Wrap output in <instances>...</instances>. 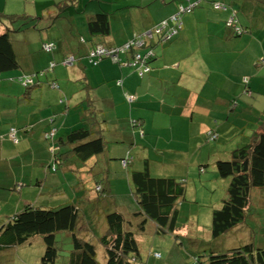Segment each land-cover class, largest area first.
<instances>
[{
	"label": "crops",
	"instance_id": "obj_1",
	"mask_svg": "<svg viewBox=\"0 0 264 264\" xmlns=\"http://www.w3.org/2000/svg\"><path fill=\"white\" fill-rule=\"evenodd\" d=\"M194 1L197 0H191ZM187 3L186 0H0V15L27 16L31 21L28 29L12 34L20 65L14 75L18 78L37 75L33 78L36 82L33 96H30L31 90L24 96L5 94L15 85L8 81L0 88V177L6 175L12 182L8 186L5 184L7 179H0V205L2 198L11 193L14 197L9 205L15 213L31 204L21 193V181L34 177L41 180L40 167H46L48 160L53 161L47 166L51 170L48 174H54V167L60 163V153V169L77 172L79 181L97 174V169L91 173L81 159L73 163L69 136L79 127L93 129L95 136H103L106 153L92 158L91 162L109 169V183L110 174H115L116 180L120 179L123 184L126 182V191L132 174L130 167L138 171L148 169L154 177L157 164L164 170L180 171L184 162L169 159L162 149L151 146L158 150L153 162L144 152H136L137 146H141L142 151L150 150L153 133L164 125H168V130L173 133L184 127L186 132L184 129L183 132L191 135V146L197 149H204L200 145L210 130L218 133V141L223 133H231V139L234 138L231 146H240L235 137L245 132H239L242 129L238 132L225 130L226 124L238 112L264 117V7L251 0H229L230 9L216 11L212 1H201L193 12L183 16L184 27L177 37L157 44L153 68L144 76L129 65L131 54H122L120 65L104 60L92 66L87 60L94 47L122 45L136 34H145L162 21L169 20L180 5ZM232 9L239 11L238 19L249 28V33L235 37L227 29L226 22ZM102 13L109 17L110 34L93 36L89 22ZM5 25L0 23V35L11 26ZM45 42L54 43L57 50L50 54L39 51ZM69 56L78 59L72 68L62 64ZM51 63L56 64L52 71L49 70ZM57 64L61 65L59 74L51 75ZM39 72L43 75H38ZM51 83L57 84L59 90L48 92ZM248 89L253 92L251 99L247 97ZM129 97L134 101L130 102ZM256 126L248 127V134H253ZM11 130L17 132L18 144L9 137ZM209 149L208 158L202 159L201 170H205L209 162L228 158L233 152L224 149L217 154L215 145ZM127 156L132 162L125 168L118 160ZM184 157H187L186 153ZM31 168L36 170L35 174L30 172ZM17 171L22 174L17 175ZM45 177L47 181V175ZM50 181L58 182L52 178ZM77 191L85 189L80 185ZM36 201L41 202V195ZM253 204L251 217L264 210V190L253 192ZM124 207L119 211L130 216L133 211L128 212ZM257 218L256 215L254 219L257 221ZM83 228L87 237L96 235L94 223ZM87 237H84L87 241L92 240L91 236ZM223 243L229 248L239 241L233 243L229 238ZM149 257L156 261L151 253Z\"/></svg>",
	"mask_w": 264,
	"mask_h": 264
},
{
	"label": "trees",
	"instance_id": "obj_2",
	"mask_svg": "<svg viewBox=\"0 0 264 264\" xmlns=\"http://www.w3.org/2000/svg\"><path fill=\"white\" fill-rule=\"evenodd\" d=\"M179 1L182 2L183 0ZM209 1L214 3L216 0ZM251 1L264 7V0ZM186 2L188 1L186 0ZM189 5L190 3L188 2L184 6ZM225 6L230 9L228 5ZM238 12L232 9L226 22L227 29L235 37H241L250 31L249 28L244 27L240 23ZM0 23L11 25L10 27L7 26L5 33L0 35V88H2L4 83L9 81V79L5 80L7 78L6 75L17 70L20 66L19 58L13 47L12 34L14 31L28 29L31 21H29L27 16L20 17L4 14L0 15ZM15 24H19V26L17 28L14 27ZM172 26L171 23L170 27L174 28ZM110 28L109 17L105 13L95 16L89 22V30L93 36L97 34L104 37L108 36ZM169 31L170 28L165 31L164 36L162 34L158 35L153 31L155 34L153 40L144 41L148 53L143 58L149 52L154 55L146 60L148 66H145L150 68L149 72H151L152 64L156 58L155 48L157 44L171 41L174 38L172 36L166 39ZM44 44L41 47L42 50L50 54L51 52H46L43 49ZM124 44L114 47L103 46V48L107 50L119 49L124 47ZM98 47H94L88 54L87 60L90 65L97 66L104 60L121 64L120 57L122 54H119V58L116 61L111 57L92 58L91 53L96 51ZM125 54H131L129 65L134 69H138L139 65H132L134 61V58H132L133 51L130 52L129 50L123 53V55ZM149 72L145 74H149ZM38 75L43 74L39 72ZM34 76L36 79L37 75L29 77L33 79ZM2 77H5V79L3 80ZM35 79H33V83L25 82V78L20 80L17 77L14 80L15 82L18 81L17 83H20L19 85L28 92L36 85ZM11 83H13V80H11ZM247 97L249 99L253 97V92L250 89H248ZM65 101L64 99L62 103L64 104ZM256 121L258 124L256 131L250 137V143L243 146L240 145L228 158H222L216 162L219 178L228 180L229 185L227 195L222 201L220 208L213 212L211 231L207 234L210 239L198 241V250L202 243L204 245L208 244V249L204 248L200 253L192 250V257L195 258L196 264H203L204 261L206 264H264V227L256 228L257 232L262 234H257L255 237L253 235L254 229L249 226L251 225L252 216L250 209L254 205L253 192L264 190V117L256 118ZM135 126L138 127L136 124ZM92 131L93 129L79 127L70 134L69 146L74 158L73 163L81 159L88 165L91 173L94 169H97L98 173L93 175L92 179L95 180L97 189L94 188V191L101 198L105 191L104 189L107 188V184L109 186L107 189H110V183L107 180L109 169L100 163H92L91 159L105 155L106 141L103 136H95L94 131ZM11 132L9 137H11ZM218 137V133L214 130L208 132V140L210 142H217L219 140ZM13 143L18 144L19 139L18 142L13 141ZM60 154H58V157ZM61 157L59 158L60 163L53 169L54 174L60 170L62 165ZM129 160L121 159L122 164V161H126L127 166L125 168L131 165V162L128 163ZM86 181L87 183L89 182L88 180ZM186 184L187 182L184 180L154 177L148 169L132 171L128 191L134 197L139 210L128 217L117 210L105 215L108 232L100 238V243L105 249L102 262L98 260L99 254L95 245L97 242L92 243L84 238L85 231L83 226H89L90 222H86L88 220L85 219L84 210L78 202L58 209L37 208L35 205L28 204L21 211L11 214L4 223L0 222V255L5 251L27 244L33 237L42 236L45 244V254L41 264H144L141 257L140 243L136 238V232L133 231L134 228H136L135 230L138 233L144 234L147 225L152 222L155 224L158 234H176L179 231V203L185 198ZM80 185L81 181L75 186L74 192ZM81 189L87 191L86 187L83 188L82 185ZM78 199L80 200L81 197H78ZM84 199L85 202H89V199ZM256 215L258 216V214ZM135 220L138 222L135 223ZM257 220V223H259V216ZM244 224H249L248 228L250 230V236L246 243H243L245 240L242 239V243L239 241L240 244L233 245V248H225L223 243L227 240L225 235ZM60 234L65 235L63 240L68 241V246L71 245V248H67L65 244L57 241L56 237ZM177 237L181 238L182 236ZM257 237H260V239ZM189 255L185 253L186 260H188ZM154 257H156L155 259H161V254L156 253Z\"/></svg>",
	"mask_w": 264,
	"mask_h": 264
},
{
	"label": "rangeland",
	"instance_id": "obj_3",
	"mask_svg": "<svg viewBox=\"0 0 264 264\" xmlns=\"http://www.w3.org/2000/svg\"><path fill=\"white\" fill-rule=\"evenodd\" d=\"M190 5L179 6L178 11L171 17L176 18L178 21V26L180 28L178 29V33L174 36L177 37L180 34V31L183 30L184 23H183V16H185L187 13L193 12L195 7L199 5L201 1L205 0H197L194 2H191V0H187ZM224 1L225 5H228L229 0H222ZM241 2V0H237ZM237 3V2H236ZM213 4V8L216 11H226V6L218 1H215ZM191 7V8H190ZM190 8V12L187 11V9ZM181 10V12H180ZM171 18L166 21H162L152 29L151 31L148 30V32L145 34H136L133 38L129 39L127 43L124 44V46H128L130 52L133 51V56H141L143 58L144 55L148 53L146 50V44H143L140 48H135V44L144 37L147 42L153 40L154 38V32L156 29H159L161 26H163L165 23H168L171 21ZM168 21V22H167ZM231 22V21H230ZM15 24L14 27H16ZM177 26V25H176ZM177 26V27H178ZM173 27V26H172ZM147 34H152L153 38L148 39L146 38ZM159 35V34H158ZM163 36V34H162ZM53 44L55 48L53 47ZM47 45V47H52L51 51L46 52H55L57 50V46L54 43H45L44 46ZM103 47V46H99ZM38 49V47H36ZM44 49V47H43ZM39 51H43L40 47ZM44 52V51H43ZM156 56V55H155ZM78 59L74 56L67 57L62 64L66 67H73L75 66ZM115 61V60H114ZM143 62V61H142ZM56 66L55 63L50 64V71L53 70V68ZM61 65L57 64L56 70L54 76H57L58 70H60ZM137 73L140 75V68L135 69ZM15 71H12L8 73V77L3 80L9 79L8 83H11V80H13L12 84L13 88H8V90L5 91V94L8 92L10 96H24L26 94V89L23 88L20 83L15 82L14 79H17V76H15ZM136 73V74H137ZM140 75V76H144ZM138 76V74H137ZM35 77V76H34ZM25 78V82L30 81L33 83V79L29 76H23L19 78L20 80ZM5 82V81H4ZM15 82V83H14ZM121 85V82L118 83V86ZM48 92L53 93L56 90H59V86L57 84H52L51 87H47ZM54 88L55 90L51 89ZM30 96H33L34 90L30 91ZM129 101L133 102V97H129ZM259 111H263L264 107L262 109L258 108ZM128 111L130 109H127ZM134 109V113L135 114ZM264 113V112H263ZM253 123V124H252ZM256 116L254 113L247 114V112L240 113L238 112L236 117H233L228 124H226L225 130H235V132H245L243 135H238L235 137V139L238 138V143L240 145H247L250 143V137L252 134L249 133V128H253L255 125H257ZM183 129L186 132V129L183 127L180 130H176V133H173L172 131L168 130V125L162 126L161 130H157V132L153 133L152 136V144L149 145L150 150H141V146H137L139 148H136L137 153L144 152L149 160L153 162V158L155 156V152H158V150H155L151 146L157 147L159 149H162L165 151V154L169 157V159H177V162H184L182 165H180V171L171 172V169L164 170L160 165H155V177H163V178H176V179H182V177L185 178L184 181L187 182L186 184V195L184 200H181L179 203V218H178V228L179 231L176 234H158L155 229L154 223H149L150 225H147L146 232L144 234H140L135 230L136 232V238L140 243L141 247V257H143V263L144 264H196L195 258L192 257V250L198 251L200 253L201 250H204V248L208 249V244L199 246V250L197 248L198 241L199 240H206L210 239L208 238L207 234L211 231V225H212V215L214 210L219 209L221 206L222 201L225 199L227 195V189L229 185L228 180H224L219 178L217 169H216V162L217 160L209 162L207 165H205V170L201 171L202 159H207L208 154L210 153V147L211 145H215L216 153L218 154L219 151L224 149H230V151H234L237 149L236 147L231 146L232 142L234 140L231 139L232 135L230 134H222L221 140L217 142H210L208 140V136L204 135L202 141V144L200 146H203L204 149H197L196 147L191 146V135L183 132ZM224 130V132H226ZM171 132V134H170ZM231 132V131H229ZM16 131L12 130L11 132V138L12 141L18 142V138L16 136ZM52 134V133H51ZM248 134V135H247ZM54 135V133H53ZM245 135V136H244ZM227 136V137H226ZM149 137V136H148ZM231 139V140H230ZM202 150V151H201ZM175 151H178L174 153ZM184 153L187 154V157H184ZM176 154L177 156H175ZM142 155V154H140ZM142 155V156H146ZM150 155V156H149ZM60 157H58L59 159ZM51 159V158H50ZM125 159H131L130 157H127ZM143 159V158H142ZM121 162V160H118ZM123 166L126 167V161H122ZM132 162V160H129L128 163ZM53 164V161L48 160L46 163L47 166ZM139 165L142 164V162H138ZM58 165V164H57ZM176 165H179L176 163ZM46 167H40L41 168V180L37 179H28V180H22L21 185L22 187V194L25 195V200H29L32 205H35L37 208L43 207L47 209L51 208H60L65 205L73 204L78 202V204L83 208L84 210V216L85 219L88 220L86 222H91L92 224H95V233L96 235L93 237L92 234L90 235L92 238L87 237L88 233L85 232L84 235L87 238H90L92 243L98 241V238L105 235L108 229L105 228L106 221H105V215L108 213H111L113 211H119V208L122 206H125L124 208L127 209L128 212L133 211L132 213L138 211L137 203L132 196L131 192L126 191L127 189V183L123 184V181H121L115 174H110L109 180L111 184V191H109V186L107 184V188H105L102 197L99 198L98 195H96V192L94 191L95 186V180L91 178L88 179V183L86 181V178H83V182L81 181V185L86 187L87 191H81L78 192L76 189V185L79 182L80 175L77 172L70 171L66 172L62 169L58 170L56 174L49 173L48 171H51ZM131 172L134 171L133 167H130ZM187 170H189L190 173L187 174ZM30 172L32 174L36 173V170L34 168L30 169ZM17 175L22 174L21 171H17ZM190 174V176H189ZM47 175L48 180L46 181ZM102 176V174H100ZM187 176L189 178H187ZM218 176L217 181L215 180V177ZM50 178L57 179L58 182H51ZM0 179H7V182H5L6 185H11V181L8 180V177L6 175H3L0 177ZM37 181L40 182L39 185H37ZM20 183V182H19ZM6 185L3 186L4 189H6ZM126 188V189H125ZM97 190V189H96ZM108 190V191H107ZM36 192V195L34 193ZM111 192V193H110ZM20 193V192H19ZM14 194L6 195L5 198H2V204L0 205V222L4 223L7 220V217H9L11 214L14 213L15 210L12 211L11 205H9L10 199H12ZM38 195H41V202L38 203L36 201ZM89 199V202H85V199ZM77 197V198H76ZM78 197H81L79 200ZM41 204H44L45 206H41ZM82 215V212H81ZM132 215V214H131ZM258 216L260 217L259 223L254 219V217H251V225L254 229V236L262 234L261 232H257L256 228L264 227V210H259ZM262 230V229H261ZM256 233V234H255ZM230 234V235H229ZM65 235L60 234L57 235V241H60L61 243L65 244L67 248H71L72 246H68V241L63 240ZM177 236H182L181 238ZM227 239L231 238L233 243L240 241L242 243V239L245 240L246 243L247 239H249L250 236V230L247 226V224L242 225L237 230H234L227 235H225ZM260 239V237H257ZM191 240V241H190ZM203 242V241H202ZM239 243V244H240ZM97 253L99 254L98 260L103 261L104 257V248L102 247L100 241H98L96 244ZM205 246V247H204ZM228 246V245H226ZM238 246V245H237ZM229 248H233L228 246ZM65 249V248H64ZM66 251V249H65ZM152 254L153 258L156 253L161 254V259H153L151 260L149 255ZM185 253L190 254L188 260L186 258L182 260V258L185 256ZM202 253V252H201ZM45 254V244L43 243L42 236L33 237L27 244L23 246H19L14 248L10 251H5L3 254L0 255V264H41V260ZM183 256V257H182ZM186 260V261H185ZM185 261V262H184ZM204 261V260H203ZM203 264H206L204 261Z\"/></svg>",
	"mask_w": 264,
	"mask_h": 264
},
{
	"label": "built area",
	"instance_id": "obj_4",
	"mask_svg": "<svg viewBox=\"0 0 264 264\" xmlns=\"http://www.w3.org/2000/svg\"><path fill=\"white\" fill-rule=\"evenodd\" d=\"M190 8L187 9L188 12H190ZM180 12H181V10H180ZM171 23L174 26V28L170 27ZM176 25L178 26L177 19L176 18H171L170 22L165 23L159 29H156L155 32L157 34H163V36H164L165 35V31H167L170 28L171 32L169 31L168 36H166V39H169L172 36H175L179 32L178 29L180 28V26L177 27ZM146 38H147V40L148 39H152L153 35L152 34H147ZM144 41L146 42V39L144 37H142L137 42V44H135V48H140L143 44H146ZM51 45H53V44H51ZM53 47L55 48L54 45H53ZM44 50L45 51H51L52 47H47V45H45L44 46ZM127 51H129V47L128 46H124V47H121L119 49H112V50H107V49H105L103 47H98L96 51L91 53V57L92 58H100V59H102V57H111L113 60L116 61L119 58V54H123V53H125ZM153 56H154L153 53L149 52V54L146 57H144V58H142L141 56L134 57V61H133L132 65H134V66L139 65L140 66L139 67L140 68V75H143V74H145V73L150 71V68L147 67L148 65L146 64V60L148 58H150V57H153ZM145 65H147V66H145ZM28 82L31 83V80L28 81ZM213 138H214V136H213Z\"/></svg>",
	"mask_w": 264,
	"mask_h": 264
}]
</instances>
